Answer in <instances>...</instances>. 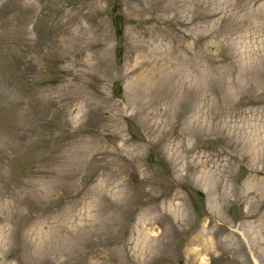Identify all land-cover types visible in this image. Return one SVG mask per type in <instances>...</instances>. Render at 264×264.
Here are the masks:
<instances>
[{"label":"rangeland","instance_id":"rangeland-1","mask_svg":"<svg viewBox=\"0 0 264 264\" xmlns=\"http://www.w3.org/2000/svg\"><path fill=\"white\" fill-rule=\"evenodd\" d=\"M256 259L264 0H0V264Z\"/></svg>","mask_w":264,"mask_h":264},{"label":"water","instance_id":"water-1","mask_svg":"<svg viewBox=\"0 0 264 264\" xmlns=\"http://www.w3.org/2000/svg\"><path fill=\"white\" fill-rule=\"evenodd\" d=\"M114 25H115V29L117 32V35H122L123 33V17L120 14H117L116 17L113 20ZM118 56H120L122 54V48L119 47L118 51H117ZM116 92H119V90H117ZM200 195H203L202 192H200Z\"/></svg>","mask_w":264,"mask_h":264},{"label":"bare ground","instance_id":"bare-ground-1","mask_svg":"<svg viewBox=\"0 0 264 264\" xmlns=\"http://www.w3.org/2000/svg\"><path fill=\"white\" fill-rule=\"evenodd\" d=\"M203 234H200L199 236H198V240L199 241H201V240H203V236H202ZM202 237V238H201ZM194 251V262L195 263H198L199 262V260H200V258H201V251L200 250H193ZM255 262H256V264H259V262H258V260L256 259L255 260Z\"/></svg>","mask_w":264,"mask_h":264}]
</instances>
